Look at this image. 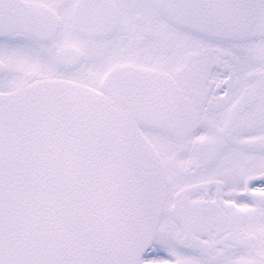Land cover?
<instances>
[{
    "label": "snow or ice",
    "instance_id": "1",
    "mask_svg": "<svg viewBox=\"0 0 264 264\" xmlns=\"http://www.w3.org/2000/svg\"><path fill=\"white\" fill-rule=\"evenodd\" d=\"M0 264H264V0H0Z\"/></svg>",
    "mask_w": 264,
    "mask_h": 264
}]
</instances>
